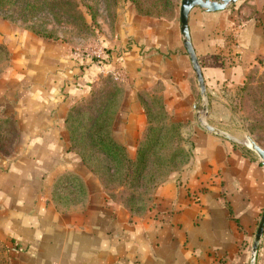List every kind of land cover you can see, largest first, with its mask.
<instances>
[{"label": "crops", "instance_id": "obj_1", "mask_svg": "<svg viewBox=\"0 0 264 264\" xmlns=\"http://www.w3.org/2000/svg\"><path fill=\"white\" fill-rule=\"evenodd\" d=\"M189 28L212 123L227 88L264 69V0L219 11L195 7ZM102 30L103 48L83 55L63 38L0 16V44L11 54L0 75V119L16 129V150L0 159V264H250L264 213V165L246 146L243 128L210 124L227 137L196 122L204 97L180 9L149 16L128 2ZM118 67L126 77L114 137L130 156L148 126L149 97L160 95L190 135L189 164L138 213L114 201L72 148L67 121ZM256 264H264V234Z\"/></svg>", "mask_w": 264, "mask_h": 264}, {"label": "rangeland", "instance_id": "obj_2", "mask_svg": "<svg viewBox=\"0 0 264 264\" xmlns=\"http://www.w3.org/2000/svg\"><path fill=\"white\" fill-rule=\"evenodd\" d=\"M151 1L155 2V0H150V2ZM128 2L135 6L134 0H76V4H79L88 23V27L84 29L78 27L77 24L73 22V18L67 16L69 20L60 21L59 19L62 17L60 12H50L48 10L42 11L34 17H30L29 13V16H27L29 20H26L27 18L23 17L25 11L22 8L23 5L18 8V13L14 14L13 21L15 22L10 21L24 27L34 25L41 27L39 29H53L56 34L73 45V50L75 52H79L83 55L90 54L95 56L93 52L99 51L100 48H103L101 39L103 23L107 18L112 20L117 9ZM20 9H22V11H20ZM158 11L157 15L164 14V16H168L171 15L170 12L172 11V7H167L164 10L160 8ZM3 14L11 15V13L6 10ZM227 89H229V91H227L226 97L216 103L219 107H222V109L219 113L213 114V117H211L212 123L216 126L224 127L230 125L239 126L246 131L247 135H249L250 129H254L253 132L258 140L257 142L264 148V69L255 68L249 75H247L243 84L236 87H228ZM106 92H109L112 96L111 110L113 113L119 110L123 103L124 88L122 82H116L113 80L112 76H110L109 82L106 84H99L95 88L93 94H91L86 100L78 103L81 107L82 114L76 115L69 122V128L73 140L75 138L73 145H75V149L79 153L86 155L85 157L87 159L89 158V153L93 150L89 142L90 140L86 141L83 133L84 130L87 129L89 113L92 112L95 107L99 106L100 101H102L100 96L104 95ZM151 98L153 97H149L148 102ZM154 98L155 103L153 113L156 119L151 125L157 127L164 125L163 111L161 110L162 104H164L165 110L170 116L169 120L171 122H176L172 119L169 111L166 109L164 99L160 95H157ZM205 106L207 107V110H205ZM210 110L211 104L207 102L205 98L199 99L196 107V122L199 125H202L201 120L206 121L208 124H212L208 119ZM222 111H224L223 114L221 113ZM14 129L15 125L12 120L9 118L0 119V159L11 156L14 153V150H16V133L14 132ZM168 132L167 139L161 141L154 151L152 150L150 158L154 159L159 155L171 161L169 169H184L189 164L191 154V144L189 143L190 135H188V130H186L183 123L177 122V127L171 129V131L168 129ZM150 135L151 134H148V129L145 130L142 136V141L145 139L146 141H150L152 139ZM19 146L17 147L20 148ZM155 152H157V154ZM174 152L177 153V156L173 160ZM128 155L130 156L129 153ZM130 157L135 158L132 156ZM104 158V156H98L96 159L100 163L92 162V166L100 177L102 185L110 197L114 201L123 202L127 205V201H133L135 205L142 206L150 204V194H144L146 188L148 189L147 191L151 189L150 185L135 186L132 185L129 180L123 183L119 174L113 175L114 169L111 167L110 163L105 164L106 160ZM158 164L159 163L156 162H149V169H151L152 172H159L156 168V165ZM109 167L112 170L107 172L106 170ZM166 169L167 168H165L164 171H166ZM165 175L164 172L162 180L166 178ZM151 192L152 190L149 193Z\"/></svg>", "mask_w": 264, "mask_h": 264}, {"label": "trees", "instance_id": "obj_3", "mask_svg": "<svg viewBox=\"0 0 264 264\" xmlns=\"http://www.w3.org/2000/svg\"><path fill=\"white\" fill-rule=\"evenodd\" d=\"M181 1L182 0H155V2H150V0H134V4L136 10L142 14L149 16H154V14L156 16H163L164 14L157 15L159 12L158 10L160 8L164 10L167 7H172V11L170 12L171 15L176 12L179 13ZM20 6H22V8L25 10L23 13L24 18H27V16H29V13L30 17H34L38 13L48 10L50 12H60L62 16L60 17L61 19H59L60 21H67L69 20L68 17H71L73 18V22L77 24V26L81 29L88 27V23L85 19V16L81 11L79 4H76V0H0V16L13 21L14 14L18 13V8H20ZM5 10L9 11L11 15L9 16L3 14ZM20 11H22V9H20ZM26 20L29 19L27 18ZM26 28L46 38H63L56 34L53 29H39L41 27H37L34 25L27 26ZM10 57L11 54L9 49L5 45L0 44V74L3 72L4 68L9 63ZM100 97L102 101H100L99 106L95 107L94 110L89 113L87 129L84 130L83 133L86 138V141L90 140L89 142L94 152L91 151L89 153L88 159L85 157L86 155L79 153L75 149V145H73V141L75 140V138L73 140V136L69 128L72 148L75 149L81 155L86 166L94 172L95 170L92 166V162L100 163L96 158L98 156H104V159L106 160L105 164H111V167L114 169L113 175L119 174L122 178L123 183L129 180V182H131V184L135 186H147V184L150 185L151 189L147 191L148 189L146 188L144 194H150V200H152L156 188L160 184H162L172 172L176 170L169 169V165L171 162L169 159H165L159 155L156 158L151 159L150 153L152 152V150L154 151V149L161 143V141L167 139V135L169 133L168 129H170V131L171 129H175L177 127V122H171L169 120L170 116L165 110L164 104H162L161 110L163 111L162 115L164 125H161L159 127L151 125V123L156 119L153 113L155 98H151L149 102L145 103L144 107L147 114L148 125L150 124L149 127L147 126L146 130L148 129V134H151L150 136L152 139L150 141H146V139L144 141L141 140L137 148L135 158H131L128 155L127 148L121 143H119L114 137V125L118 110L114 113L111 110V94L109 92H106ZM80 108L81 107L78 104L74 105L71 108L67 119L68 127L69 122L76 115L82 114ZM253 131L254 129H250L249 135L254 140L258 141ZM14 132L16 133V129H14ZM155 153L157 154V152ZM190 153L191 158L192 151ZM173 154L174 160V158L177 156V153L174 152ZM149 162L159 163L158 165H156V168L159 172H152L151 169H149ZM165 168H167L166 171H164ZM111 170L112 169H110L109 167L106 171L110 172ZM164 172L166 174V178L162 180ZM79 185L80 187L82 186L81 183H79ZM151 190L152 192L149 193ZM127 203L128 205H126L129 207V209L135 213L145 211L147 206L149 205H135L133 201H127Z\"/></svg>", "mask_w": 264, "mask_h": 264}, {"label": "water", "instance_id": "obj_4", "mask_svg": "<svg viewBox=\"0 0 264 264\" xmlns=\"http://www.w3.org/2000/svg\"><path fill=\"white\" fill-rule=\"evenodd\" d=\"M238 1H241V0H182L180 4V25H181V32L184 37V45L187 49V52L191 58L194 70L196 72L199 86L201 89V93L203 94V97L205 98L207 102H208L207 97H206L207 88H206L202 66L200 64L199 58L193 46L191 35H190V28H189L190 13L192 9H194L195 7H200L206 11L224 10L229 5L237 3ZM205 109H207L206 106H205ZM201 123H202V126H204L209 131L229 137L228 134L208 124L206 121L201 120ZM245 144L251 151L255 152L259 156L261 164L264 165V148L256 140H254L250 135H246ZM263 234H264V213L262 215V218L258 226V230L255 235V239H254V243L252 247V253H251L252 258L257 257L258 249H259Z\"/></svg>", "mask_w": 264, "mask_h": 264}, {"label": "built area", "instance_id": "obj_5", "mask_svg": "<svg viewBox=\"0 0 264 264\" xmlns=\"http://www.w3.org/2000/svg\"><path fill=\"white\" fill-rule=\"evenodd\" d=\"M125 77H126V70L124 67H118L112 74L113 80L119 83L122 82L125 79ZM250 264H256V258L250 257Z\"/></svg>", "mask_w": 264, "mask_h": 264}]
</instances>
